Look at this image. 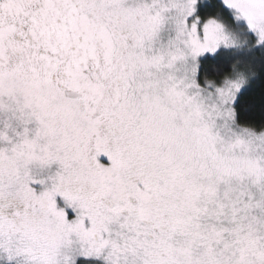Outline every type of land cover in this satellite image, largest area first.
<instances>
[{"label":"snow or ice","instance_id":"snow-or-ice-1","mask_svg":"<svg viewBox=\"0 0 264 264\" xmlns=\"http://www.w3.org/2000/svg\"><path fill=\"white\" fill-rule=\"evenodd\" d=\"M0 264H264V0H0Z\"/></svg>","mask_w":264,"mask_h":264}]
</instances>
